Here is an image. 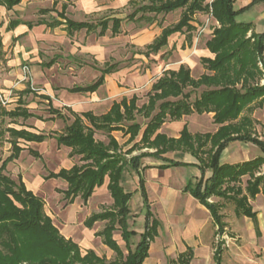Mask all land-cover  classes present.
<instances>
[{"label":"trees","instance_id":"obj_1","mask_svg":"<svg viewBox=\"0 0 264 264\" xmlns=\"http://www.w3.org/2000/svg\"><path fill=\"white\" fill-rule=\"evenodd\" d=\"M148 1L150 3L137 7L129 17L135 19L138 13L157 16L177 10H183V13L176 24L163 28L161 36L147 47L143 53L145 55L161 51L168 44L170 36L192 28L196 13H210L212 8V16L220 26L214 29L211 39L206 43L214 55L213 59H202L207 72L195 79L184 66L177 72L166 71L152 86L148 102L141 107H138L137 97L134 96L129 101L124 98L120 103H114L107 114L95 116L89 112L83 115L84 118L74 115L71 124H68V119L61 112L51 109L56 118L66 123L65 131L57 136L59 146L71 148V157L79 156L83 164H76L70 170L61 169L57 173H50L46 179L64 180L68 184V190L64 192L65 199L73 203L81 196L86 204L95 189L104 185L106 177L109 178L108 190L114 200L113 206L89 217L85 225L92 228L96 222L106 221L104 230L98 235L116 253L115 260L108 261L105 257H99L93 250L84 254L77 243L61 234L53 219L46 213L44 200L29 191L20 176L18 180L10 176L9 164L18 160L24 150L21 141L41 143L47 137L9 127L6 124L7 118L15 123L19 119L28 120L33 115L21 106L7 111L0 101V148L6 143L11 145L10 155L6 159L0 157V264H144L160 223L148 209L145 232L140 235L133 248L132 239L138 235L129 226L132 194L126 191L122 183L123 172L130 168L140 173L143 159L162 158L163 155L175 151L191 153L196 159L195 165L201 170L202 176L196 181H190L185 191L211 212L219 234L222 235L227 227L221 222L222 216L219 213L223 206L210 203L211 197L234 204L235 212L239 216L256 219L250 200L258 194L264 195V173H261L264 166V141L256 136L254 121L249 115H245V111L251 110L255 104L264 108V32L256 33L252 23L239 22L237 18L264 0H254L240 10L235 9L236 0H214L211 4L210 0ZM22 2L23 0H0V7L10 11ZM58 16L65 20L69 36L84 29L88 33L94 32L99 26L100 36H105L109 29L108 21L92 26L86 22L71 21L64 13ZM141 18L154 21L150 17L142 16L139 19ZM112 23L113 34H119L122 20L114 18ZM19 24V21H11L9 29L16 28ZM61 25L56 20L48 23L49 27ZM2 49L0 34V53ZM260 64L263 65L262 68ZM113 69L114 66L106 67L95 83L74 88L72 91L96 92L104 83L105 75ZM187 88L192 90L185 93ZM200 89L202 91L192 99L195 91ZM29 92L30 88L27 93ZM45 98L49 99V96ZM156 110L158 111L154 113ZM204 113H214V123L219 125L215 133L193 135L188 127L184 128L178 139L158 133L167 121ZM138 115L148 120V124L141 140L124 153L111 134L126 130L130 134V141L134 142L142 129L141 123L137 121ZM97 132L105 133L109 143L97 140ZM235 142L257 146L262 156L242 164H222V153ZM144 148L156 149V152L141 153L130 159L126 157ZM29 151L35 157L39 156L34 150ZM163 160L166 163L160 167L162 169L187 165ZM209 170L211 175L206 177ZM246 176L248 179L244 187L243 178ZM140 187L147 204L142 177ZM117 230L121 231L122 239L127 245V254L114 239V232ZM220 256L221 248L215 254L216 264H220ZM191 258L192 253H186L180 256L179 264H189Z\"/></svg>","mask_w":264,"mask_h":264},{"label":"crops","instance_id":"obj_2","mask_svg":"<svg viewBox=\"0 0 264 264\" xmlns=\"http://www.w3.org/2000/svg\"><path fill=\"white\" fill-rule=\"evenodd\" d=\"M46 1L52 2L54 6V7L52 6V10H54L56 14L59 15L60 13H64L68 19H70L69 15L71 9L75 10V15L77 16L78 19L75 20V22H85L84 21L85 17L95 15L99 13L103 8H106L102 6L105 3L102 0H75V1L65 0L63 2L59 0H46ZM135 1L137 0H114L112 5H114L115 7L112 6L110 8H116L118 5L120 7L126 6L127 4L134 5ZM253 1L254 0H245L244 2H241L239 9L236 8L235 9L240 10L250 5ZM237 2L238 0H236L235 6ZM259 6L261 7V9L257 11L256 14L254 15L255 20L250 21L249 23H252L253 25L255 24L254 31L258 34H262L264 32V26L262 30H260L258 24L264 23V2L255 4L254 6H252V8L245 11L241 15L247 12H251L253 8ZM17 8L18 7H15L13 10L17 11L18 10ZM11 13L12 10L8 11L6 8L0 7V34L3 41L2 52L4 53L7 52L8 47L11 45L10 44L11 42L13 43L18 41L19 39L25 38L29 41H34V42L39 39H44L46 41V44L50 45L48 46V48H52L51 46L54 45L59 49L63 47L62 46L63 44L67 45V40H68L70 45L69 51L70 54L72 55L89 54L96 56L97 60L104 57L105 55L104 50H102V47L100 45H96L94 42L91 41H89L87 44L84 43L83 46L80 47H75V48L72 47L71 45L72 36L68 35L66 31V25L62 24L61 26L58 27H49L48 21H43V20L38 21L36 23L28 22L25 21L24 19H19V18L11 20L10 17L7 18L8 14ZM114 18L121 19L123 21L122 18L116 16L113 17V19ZM15 20L19 21L20 24L16 28L9 29V23ZM58 20L65 22V20L62 18ZM29 24H31L32 26H29ZM58 28H62L64 31L57 32ZM162 30L160 34L151 43L147 44L144 47V50L141 51L140 53L142 56L147 58H151L152 55H155L154 60L158 62L156 65L158 66L159 70L161 69L160 71L161 74L159 76L160 78L164 75L166 71L177 72L182 66L188 68L191 71V76H193V78L196 77V79L200 78L203 74L207 72L202 63V59L203 58L213 59L214 55L209 51L206 44L205 47L201 49V51H199L200 52L199 55L196 54H194L195 56L192 55L191 48L193 44V36L189 32L185 33L186 31L182 33H175L172 36H170L168 39V44L158 53L156 54L153 53L150 55L143 54L146 51L147 47L161 36ZM98 35L99 37H103L100 36V34ZM66 47H64L65 50ZM12 62L13 65H16L15 64L16 59H14ZM11 63L8 65L9 67L12 66ZM40 63H41L40 61L34 62L32 64L31 71L34 81L43 83L44 81L41 77L42 76L44 77L45 71L41 68L42 66ZM107 63L108 62L104 61L103 64L106 65ZM114 67L115 69H113L111 73L105 75L104 83L99 87V89L96 92H73L72 89L77 87L83 88L92 85L102 76V70H104L106 67L103 69L94 70L92 75L93 82L90 81L87 85L83 83L85 82L84 80H81L82 79L81 73L74 72L75 76L72 77L73 79L71 81L74 86L72 87L62 86L60 89H57L55 93L56 95H54V97L57 96V98L61 99V101L67 106L65 108L56 107L50 95L35 92L29 86L26 87L25 89L23 87L21 88L19 87L18 90L20 91L18 92L17 95L15 108L8 109L3 105V101L1 99L0 101L2 102L3 107L7 111L14 110L19 106L27 109L28 112L33 115V117L29 118L28 120H37V121L61 120L56 118L55 114L51 113V109H55L61 112L64 116H66V118L68 119V124H71L73 122L75 118L74 115H78L84 118L83 115L85 113L90 112L95 116H102L104 114H107L111 110L114 103H120L124 98H126L129 101L134 96L137 97V95H133L132 97H129L127 93L129 90H127L124 87L129 85L128 83L133 84L134 79H138V78H140L138 79L139 82L142 83L141 86L145 85V83L147 82L146 78L150 73V70L147 69L143 77H139L141 76L138 74L140 71L137 70L136 67L134 69L121 68L120 66L119 67L114 66ZM82 71H84V69L80 70V72ZM15 74L17 77L20 78L22 74V70H17ZM46 75L47 74H45V78H44L45 80L44 86L47 89V91L50 90L53 91V87H54L52 81L53 76H51V78L49 79L48 78L49 76L46 77ZM155 83H152L151 86H153ZM28 88L31 89V92L29 93H27ZM150 89H152V87ZM29 95H33L38 100L36 103H34L36 107L38 106V104H42L43 102L47 103L48 114H50L48 119L41 117V115H38L36 111L32 110L29 107V105L26 102V96ZM48 96L49 99L45 98ZM107 104H110V106L106 112L101 114L97 112L98 109H100L103 105H107ZM64 111H66L68 115H66ZM28 120H24V121H28ZM145 121L146 123H141L142 129L134 142L130 141V134H127L126 130L114 131L111 134L118 141L119 145L122 148V152L126 153L129 149H131L134 146L135 143H138L141 140L146 125L148 124V120ZM213 123H214V113L192 114L189 116H184L180 120L167 121L166 123L163 124V126L158 131V133L164 134L168 138H175V139L180 138L181 133L185 127H188L190 133L193 135L215 133L219 125ZM64 124L66 123L64 122ZM211 126L212 127L217 126L214 132H209L208 128ZM9 127H13L18 130H26L34 134L45 135L47 137L46 140L41 143H37V142L28 143L21 141V146L24 148V150L21 152L19 159L15 160L14 163L16 162L18 164L17 166H19L18 168L20 170V175H18V177L20 176L22 178L27 189L29 191H32L35 195L39 196L41 192H44V189L48 186L50 182L61 181L66 185V187L63 188L61 191V193L64 195V192L68 190L67 182H65L62 179L47 180L46 177H48L50 173L59 172L61 169L70 170L76 164H80V165L83 164V162H80L79 156L71 157L70 155L72 151L71 148L66 146H59L57 141V136L62 134L65 131V128L64 131L61 132L45 133L43 131L38 130L35 127L25 126L23 124L20 127L11 126V125ZM98 133H102L104 136L107 137V135L103 132H97V134ZM119 133L123 137L122 139L123 143H121L117 137V134ZM97 134L95 135L96 139H97L96 137ZM49 141H55L56 148H65L69 152L66 155L65 159L61 157L65 165L59 168L58 171H50L48 173H45V169H44L45 166L43 165L41 167L36 161L34 162L30 161L27 164L20 163L21 157L25 153H28L33 160L44 158V155H42L40 151L34 149L31 146L33 145L43 146ZM102 142L107 144L109 143V139L107 142L105 141ZM235 143H241V142H235ZM243 144H251V143H243ZM5 145H9L11 148L10 144L6 143ZM253 146L260 151V154L257 155L256 157L251 159L250 158L245 159L242 161H236V162L230 161L225 157V154L229 148L228 147L221 155V163L231 164V165L242 164L244 162L251 161L257 157L262 156L261 150L257 146L255 145ZM29 150H34L39 154V156L35 157L30 153ZM136 152L138 154L145 152L155 153L156 149L144 148L142 150L135 151L131 155H127L126 157L130 159L131 157L138 155V154L134 155V153ZM171 154L173 155L170 157L169 155ZM77 157L79 162H76ZM148 158H153L158 162L147 165L143 164L140 173H137L131 170L130 168H126L122 176V183L124 187L127 183L128 172L130 173L132 171L138 178V188L134 192L127 190L126 191L132 194V199L134 198V196L140 199L143 215L145 217V227H146V213L148 209L152 213L153 217L157 219L160 223L157 229V235L150 243L148 256L145 259L144 264H179L180 256L189 252L192 253V258L189 264H212V263L216 264L215 254L217 253L219 248H221L220 264H228L229 261H227L228 259H226L224 256V249L222 248L223 245L217 239V237L219 236L221 237H224V235L228 236L226 230L222 235L219 234L218 226L216 225L211 212L204 205H202L199 202V200L194 198L189 192L185 191V187L190 181H196L200 179L202 176L201 170L199 169L198 166L195 165L197 163L196 159L192 156L191 153L183 152V151L170 152L168 154L163 155L162 158H154V157H148ZM163 159H168L175 162H182L187 165L162 169L160 167L162 165H165L166 163L164 162ZM62 160H60L61 163ZM34 165H37L39 167V176L36 177L32 174L30 175L29 173V169ZM140 177H142V179L144 180V187L148 199L147 204L145 203L143 193L141 191ZM108 183H109V178L106 177L104 185L101 187H97L95 189L93 195L90 197V199L86 204L84 203L81 196H78L73 203H69L68 200H66L67 201V203H65L66 208L63 213L64 219L62 220V222L65 223L64 224L61 223L63 224V229H61V233L65 236V238L71 239L75 243H77L84 254L88 250H93L99 257H105L108 261H113L116 258V253L106 244H104L103 238L98 235V233L104 230L106 226V221H98L94 224L92 228H88L85 225V222L89 217H91L94 214H99L107 210V209L100 210L99 208L105 204L104 202L107 201V198H110L114 203V200L108 190ZM95 199L102 200L103 202L101 201V203L96 208H94L95 210H89L88 212H86V214H83L86 211L85 210L86 208H90L91 203ZM44 200L46 199L44 198ZM131 201H130V208H131ZM256 202L257 204H255ZM250 204L253 207V212L256 213V219L249 218L246 216H239L236 214V212L235 214L238 218H243L251 222L252 231L250 232V237H252L253 235L254 237H262L263 235V240H261L262 242L259 243L260 247L258 248L259 251H264V221L262 219L263 218L262 212L259 211L260 209L264 210V195L262 193L258 194L256 198L250 200ZM154 206H156L157 208V216L155 215L153 210ZM73 222H78V224L72 225ZM102 223L105 224L103 229H101ZM129 226H130V230L136 232L138 235L132 239L133 248H134L138 242L134 243L133 240L137 238L140 239V235H142L145 232V227L143 232L138 233V231L131 228L130 223ZM164 230L166 231L167 234V241L165 243H163V239H162L164 237V234H162V232L164 233ZM117 232H119L120 241L116 239ZM114 239L117 241L118 245L121 247L123 252L127 254L128 253L127 245L125 241L122 239L121 231L117 230L114 232ZM222 242L224 241L222 240ZM121 243L124 244V247L121 245ZM236 264H241V259H238ZM259 264H264V261L262 260L259 261Z\"/></svg>","mask_w":264,"mask_h":264},{"label":"rangeland","instance_id":"obj_3","mask_svg":"<svg viewBox=\"0 0 264 264\" xmlns=\"http://www.w3.org/2000/svg\"><path fill=\"white\" fill-rule=\"evenodd\" d=\"M65 1V0H59ZM75 1V0H73ZM105 3L102 5L103 8L99 13L95 15H91L89 17H85L84 21L92 26H98L100 23L104 21L109 22V29L106 32V35L103 37H99V32L101 28H99L91 33H88L86 29L82 31L74 32L72 36V47H80L83 44H87L89 41L94 42L96 45H100L102 50H104V57L100 59H96V56L89 54H70L69 51V41L67 40V45H62L61 49L52 45V48H48L49 44H46L44 39H39L34 41H29L25 38L19 39L16 42H11L8 47L7 52H1L0 54V99L3 101V105L8 109L15 108L17 95L20 90L19 87H31L35 92L48 94L51 96L52 101L54 102L56 107H67L61 99H58L56 95L57 89H60L62 86L72 87V77L75 76L74 72H79L82 75V79L85 82L84 84H88L90 81L93 82V71L103 69L108 66H116L121 68H132L136 67L140 72L138 73L139 77H143L146 73L147 69L150 70L146 80L145 85L141 86L142 83L139 82L138 79H134L133 84L128 83L126 88L129 90L128 96L132 97L133 95H137L138 97V107H141L143 104L148 102V95L151 91L152 83H155L160 78V71L158 66L156 65L158 62L154 60L155 55H152L151 58H147L142 56L140 53L144 50V47L151 43L161 32V30L167 26L176 24L183 13V10H177L170 14H159L155 16L151 13H138L135 19L130 18L129 16L136 10L137 7L141 5H146L150 3L148 0L142 1L137 0V4H127L126 6H117L116 8H110L114 0H102ZM211 1V0H210ZM209 1V4H211ZM214 1V0H213ZM245 0H238L235 8L239 9L241 2ZM244 5V4H243ZM52 2L46 0H23V2L17 6L18 10H12L11 14H8L7 18L10 17L13 19H24L25 21L36 23L38 21H48L56 23L59 22L63 25H66L65 22L58 20V14L54 10H52ZM263 6V5H262ZM54 7V6H53ZM115 7V6H114ZM261 7L253 8L251 12H247L238 17L239 22H250L254 21V15L257 11H259ZM129 15V16H128ZM122 18L123 21L121 23L120 33L114 35L112 32V22L113 17ZM150 17V19H154V21L150 22L148 19L140 17ZM69 18L71 21L78 20L75 15V10L71 9ZM6 19V18H5ZM8 21V20H7ZM219 23L212 16V8L210 9V13H196L193 17V21L191 24L190 30H185V33H191L193 36V44L191 48L192 55H199V51L205 47V44L208 40L211 39L212 33L215 28L219 27ZM260 30H262L264 23L258 24ZM255 28V24H254ZM64 31L62 28H58L57 32ZM67 46V47H66ZM66 47V50L65 48ZM195 56V55H194ZM8 57V58H6ZM16 59L15 64L13 65V60ZM200 60V59H199ZM36 61H40L41 68L45 71L42 82L34 81L32 75V64ZM108 62L106 65L103 64ZM12 62V63H11ZM198 62V59H197ZM11 63L12 66H8ZM25 66H28L30 73L24 79L23 69ZM262 68L263 65L260 64ZM154 68V69H153ZM74 69V70H71ZM84 69V71L80 72V70ZM17 70H22L21 77L16 76ZM154 70V71H153ZM45 74L46 77L50 79L53 76V91H47L44 86L45 83ZM195 76V75H194ZM193 77V76H192ZM145 79V78H144ZM196 79V77H195ZM12 80V81H11ZM148 83V84H147ZM264 84V80L262 81ZM58 86V87H57ZM122 87V86H121ZM204 89V88H202ZM202 89L195 91L192 99L195 98L197 93L201 92ZM191 88L185 89V93L191 91ZM54 97V98H53ZM170 99V98H169ZM173 100V99H172ZM38 100L33 96H26V102L29 107L36 111L38 115L41 117L48 119L50 114H48L47 103L43 102L42 104L36 105ZM110 104L103 105L100 109H98V113H104L109 108ZM36 107V108H35ZM156 110L154 113H156ZM66 113V111H64ZM68 115V113H66ZM245 115H249L254 121V128L256 136L261 138L264 141V108L258 107L257 104L252 105L251 110H246ZM137 121L139 123H146L145 119L140 115L137 116ZM6 124L11 126L20 127L22 124L25 126L35 127L40 131L45 133H54L64 131L66 124H64L61 120L56 121H37V120H28L24 121L19 119L15 122V124L11 123V119H6ZM17 124V125H16ZM214 124V123H213ZM219 127V126H218ZM217 126L209 127V132H214ZM211 130V131H210ZM97 139L107 142L108 139L102 133L97 134ZM117 137L121 143H123V137L121 134H117ZM34 149H37L44 155L42 159L33 160L28 153H25L20 160L21 164H27L30 161H36L41 167L44 165L45 173L50 171H58L64 164L61 157L64 159L66 155L69 153L65 148H56L55 141H49L43 146H31ZM10 154V146L4 145L3 148H0V157L2 159H6ZM138 154L137 152L134 153ZM260 154V151L256 149L251 144H243V143H234L229 146L228 151L225 154L226 159L236 162L242 161L245 159H251ZM140 155V154H138ZM173 154L169 155L170 157ZM62 160V163L60 162ZM65 161V160H64ZM76 162H79L78 157L76 158ZM143 164H152L156 163L153 158H145L143 159ZM18 164L15 162L10 163L8 166V172L10 176L14 180H18V175H20V170ZM56 165V166H55ZM264 172V167L261 170V173ZM30 175L39 176V167L34 165L29 169ZM211 174L209 170L206 174L208 177ZM248 177L243 178V186L246 185V180ZM66 185L61 182H50L48 186L44 189V192L39 194L40 198L45 202V211L49 216L53 219L55 225L59 228L60 232L63 229L62 222L64 219V210L66 208L67 201L65 196L61 193L62 189L65 188ZM127 191L134 192L138 188V178L131 171L127 174V183L125 185ZM102 200H93L90 205V208H86L83 214H86L89 210H95ZM103 202V201H102ZM210 203L221 204L223 208L220 209L219 213L222 216L221 222L226 224V233L224 237H217L218 241L222 243V248L224 249V256L228 264H236L238 259H241V264H259V261H264V251H259L260 242L263 240L262 237H250V232L252 231V224L250 221L245 220L243 218H238L235 214V205L222 199L211 197L209 199ZM105 203V204H104ZM103 206L99 207L100 210L109 209L113 201L110 198H107ZM257 204V202L255 203ZM131 210L132 214L129 216V223L131 228L138 231V233L143 232L145 227V217L143 215V210L141 207V201L137 197L131 201ZM154 213L157 216V208L154 206ZM262 212V219L264 221V210H259ZM58 216H57V215ZM52 215V216H51ZM80 220V219H79ZM63 223V224H61ZM78 222H73L72 225H77ZM105 224H101V229L104 228ZM62 234V233H61ZM163 243L167 241V234L164 230ZM63 235V234H62ZM64 236V235H63ZM65 237V236H64ZM116 239L120 241L119 232L116 233ZM222 240L224 242H222ZM134 243L139 241V238L133 240ZM124 247V244L121 243ZM239 257V258H238ZM213 264V263H212Z\"/></svg>","mask_w":264,"mask_h":264},{"label":"built area","instance_id":"obj_4","mask_svg":"<svg viewBox=\"0 0 264 264\" xmlns=\"http://www.w3.org/2000/svg\"><path fill=\"white\" fill-rule=\"evenodd\" d=\"M212 2H213V0L210 1V3H212ZM23 72H24V79H26V76L30 73L28 66L24 67Z\"/></svg>","mask_w":264,"mask_h":264}]
</instances>
